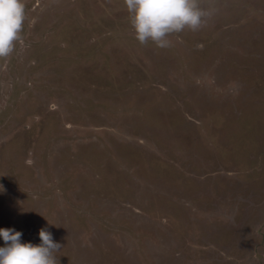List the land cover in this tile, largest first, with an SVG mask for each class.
<instances>
[{"label":"rangeland","instance_id":"1","mask_svg":"<svg viewBox=\"0 0 264 264\" xmlns=\"http://www.w3.org/2000/svg\"><path fill=\"white\" fill-rule=\"evenodd\" d=\"M23 3L0 228H47L56 264H264V0H197L213 15L167 48L124 0Z\"/></svg>","mask_w":264,"mask_h":264},{"label":"clouds","instance_id":"2","mask_svg":"<svg viewBox=\"0 0 264 264\" xmlns=\"http://www.w3.org/2000/svg\"><path fill=\"white\" fill-rule=\"evenodd\" d=\"M135 38L140 44L170 46L169 36L185 29L196 31L213 15L197 0H124ZM25 20L23 0H0V57H8L21 39ZM202 47V45H198ZM15 228H0V264H56L61 244L47 228L39 230L40 242L22 241Z\"/></svg>","mask_w":264,"mask_h":264},{"label":"trees","instance_id":"3","mask_svg":"<svg viewBox=\"0 0 264 264\" xmlns=\"http://www.w3.org/2000/svg\"><path fill=\"white\" fill-rule=\"evenodd\" d=\"M185 45H187V44H185ZM190 46H188V48H189Z\"/></svg>","mask_w":264,"mask_h":264}]
</instances>
